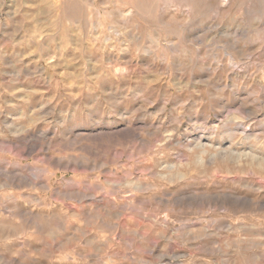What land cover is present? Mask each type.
<instances>
[{"label":"rangeland","instance_id":"rangeland-1","mask_svg":"<svg viewBox=\"0 0 264 264\" xmlns=\"http://www.w3.org/2000/svg\"><path fill=\"white\" fill-rule=\"evenodd\" d=\"M0 264H264V0H0Z\"/></svg>","mask_w":264,"mask_h":264}]
</instances>
